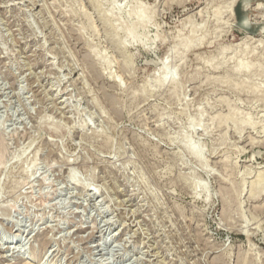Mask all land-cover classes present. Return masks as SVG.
Masks as SVG:
<instances>
[{"label":"rangeland","instance_id":"374dc122","mask_svg":"<svg viewBox=\"0 0 264 264\" xmlns=\"http://www.w3.org/2000/svg\"><path fill=\"white\" fill-rule=\"evenodd\" d=\"M263 190L264 0H0V264H264Z\"/></svg>","mask_w":264,"mask_h":264},{"label":"bare ground","instance_id":"6f19581e","mask_svg":"<svg viewBox=\"0 0 264 264\" xmlns=\"http://www.w3.org/2000/svg\"><path fill=\"white\" fill-rule=\"evenodd\" d=\"M256 7V6H255ZM263 18V17H262ZM260 175V174H259ZM259 182V181H258ZM261 183H258V185H260ZM259 187H261V186H259ZM256 189H257V187H256ZM261 189H263V188H261ZM260 191H262V190H260ZM263 192H264V190H263Z\"/></svg>","mask_w":264,"mask_h":264}]
</instances>
